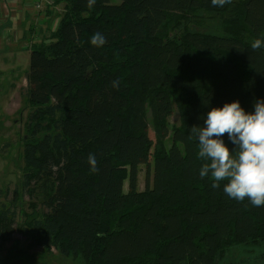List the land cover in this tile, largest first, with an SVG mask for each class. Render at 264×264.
Segmentation results:
<instances>
[{
  "label": "trees",
  "instance_id": "1",
  "mask_svg": "<svg viewBox=\"0 0 264 264\" xmlns=\"http://www.w3.org/2000/svg\"><path fill=\"white\" fill-rule=\"evenodd\" d=\"M54 3L60 20L30 39L26 73L19 185L43 206L23 213L28 247L83 264H227L231 249L264 251V206L200 178L198 140L189 139L211 108L239 101L252 113L264 99V48L251 49L264 39V0ZM95 33L102 47L90 43ZM150 158L151 185L140 191ZM14 221L0 209V246Z\"/></svg>",
  "mask_w": 264,
  "mask_h": 264
},
{
  "label": "rangeland",
  "instance_id": "2",
  "mask_svg": "<svg viewBox=\"0 0 264 264\" xmlns=\"http://www.w3.org/2000/svg\"><path fill=\"white\" fill-rule=\"evenodd\" d=\"M33 1L35 3V0ZM109 2L110 5H119L121 0H109ZM8 20L10 19L7 17ZM214 25L211 24L210 27ZM25 29L26 27L23 33V43L17 39V45L14 47H8L9 43L7 41L9 39H6V43H0V54L4 49L9 50L8 53L6 51L7 54L5 53V59L8 61L0 63V209L8 210L15 219L14 231L10 234V240L0 246V264H12V262L17 264H83L78 259L71 260V258L59 257L54 250L46 254L41 253L38 249L31 250L28 247V240L18 230L23 223V213H31L33 207L38 210H42L43 207L40 205L39 196L29 197L27 193H22L19 185L22 179L24 127L30 110L24 99L27 87L26 73H28L30 63L29 50L33 44L30 40V31L28 32ZM35 29H33V33H35ZM20 30L23 31V29L19 28L18 31L21 36ZM32 37L36 38V42H38L47 36ZM177 116L174 111L169 119L171 125L178 123ZM148 122L150 124L149 118ZM150 130H148V133L150 139H152L153 132ZM166 144L169 147V142ZM151 165L152 160L150 158L147 166L144 165L139 168L140 191L151 185L153 172V165ZM124 190L126 191V185ZM238 261H243L242 264H264V251L259 248L231 249L225 263L239 264Z\"/></svg>",
  "mask_w": 264,
  "mask_h": 264
},
{
  "label": "clouds",
  "instance_id": "3",
  "mask_svg": "<svg viewBox=\"0 0 264 264\" xmlns=\"http://www.w3.org/2000/svg\"><path fill=\"white\" fill-rule=\"evenodd\" d=\"M231 0H211L213 7H223ZM96 0H87L88 8ZM105 37L95 33L90 43L99 48L105 44ZM264 48V39H255L252 50ZM113 81V87H119ZM254 112L246 113L239 101L225 103L221 108H211L204 119V126L189 129V139L198 140V157L203 161L199 168L200 178L210 176L213 188H220L233 200L247 199L253 207L264 206V99L255 100ZM227 134L234 145L232 151L222 137ZM215 137V138H214ZM90 171L96 172V158L89 154Z\"/></svg>",
  "mask_w": 264,
  "mask_h": 264
},
{
  "label": "crops",
  "instance_id": "4",
  "mask_svg": "<svg viewBox=\"0 0 264 264\" xmlns=\"http://www.w3.org/2000/svg\"><path fill=\"white\" fill-rule=\"evenodd\" d=\"M62 10L63 4L58 6L55 5L52 9H45V11L37 12L34 8L33 0H0V43H6V39H9L7 41L9 43L8 47H14L17 45L16 39L23 43V33L25 27V30L29 32L31 29H35L36 26H38L35 29V33L30 32L32 33L30 37L33 41H36V38L32 36H49L48 33L57 27ZM7 17L10 19L8 20L9 23L7 21ZM19 28L23 29V31L20 30L21 36L20 32L18 33ZM2 51L3 52L0 54V63H6L8 60L5 59V53L6 51L8 53L9 50L4 49ZM1 65L6 66L7 64Z\"/></svg>",
  "mask_w": 264,
  "mask_h": 264
},
{
  "label": "built area",
  "instance_id": "5",
  "mask_svg": "<svg viewBox=\"0 0 264 264\" xmlns=\"http://www.w3.org/2000/svg\"><path fill=\"white\" fill-rule=\"evenodd\" d=\"M54 0H35L34 6L37 12L45 9H52L54 7Z\"/></svg>",
  "mask_w": 264,
  "mask_h": 264
},
{
  "label": "bare ground",
  "instance_id": "6",
  "mask_svg": "<svg viewBox=\"0 0 264 264\" xmlns=\"http://www.w3.org/2000/svg\"><path fill=\"white\" fill-rule=\"evenodd\" d=\"M54 7H55V4H54ZM54 7H53V8H54Z\"/></svg>",
  "mask_w": 264,
  "mask_h": 264
}]
</instances>
